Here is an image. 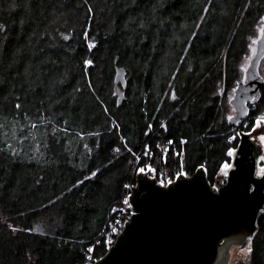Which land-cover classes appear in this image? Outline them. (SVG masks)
Wrapping results in <instances>:
<instances>
[{"label":"trees","instance_id":"trees-1","mask_svg":"<svg viewBox=\"0 0 264 264\" xmlns=\"http://www.w3.org/2000/svg\"><path fill=\"white\" fill-rule=\"evenodd\" d=\"M263 26L264 0H0V264L103 256L144 170L215 188L264 117V83L238 125L226 102Z\"/></svg>","mask_w":264,"mask_h":264},{"label":"water","instance_id":"water-1","mask_svg":"<svg viewBox=\"0 0 264 264\" xmlns=\"http://www.w3.org/2000/svg\"><path fill=\"white\" fill-rule=\"evenodd\" d=\"M264 26L256 52L230 102V123L249 115V102L264 83ZM118 103L126 98V71L118 67ZM241 131L232 163L212 185L203 169L158 183L153 171L139 172L130 201L135 212L109 252L96 264H247L250 239L264 210V153L252 133ZM223 176L226 180L223 183ZM173 181V182H172Z\"/></svg>","mask_w":264,"mask_h":264},{"label":"rangeland","instance_id":"rangeland-1","mask_svg":"<svg viewBox=\"0 0 264 264\" xmlns=\"http://www.w3.org/2000/svg\"><path fill=\"white\" fill-rule=\"evenodd\" d=\"M261 35H262V27L260 29L259 36L253 41L252 46H251L250 55L246 59V62H245V75H246V69L249 66L250 61H251V59L253 58V56H254V54L256 52L257 40L261 37ZM261 68H262L263 73H264V62L262 63ZM244 80H245V77H244ZM234 91H235V89L231 90L230 93H228V96H226L227 97L226 98V102L229 105V116H232V115L235 114V108L230 102L231 98L234 96ZM242 131H244V130H242ZM244 132H246V131H244ZM249 132L252 133L253 139H256V141L261 143L262 146L264 147V117H260V118L256 119L255 126ZM239 134L241 135V131H239ZM258 169H261V170L264 169V153L259 158V168ZM171 178H172L171 176H168L167 179H165V180H163L161 182L158 180V182L162 183V184H166V182L169 179H171ZM225 180H226V176H223L222 182L224 183ZM214 187L216 189L215 185H214ZM249 255H250V251H249Z\"/></svg>","mask_w":264,"mask_h":264},{"label":"built area","instance_id":"built-area-1","mask_svg":"<svg viewBox=\"0 0 264 264\" xmlns=\"http://www.w3.org/2000/svg\"><path fill=\"white\" fill-rule=\"evenodd\" d=\"M130 195L131 194H129L128 196L125 207L122 209V211L119 212L117 223L114 225V227H112L111 230H109L106 233L109 236V241H110L106 253L109 252L111 245L116 242L118 236L124 231L127 223L132 218V214L135 212L133 205L130 201ZM106 253L100 257H96L92 255L84 264H96L99 261V259L103 258L106 255Z\"/></svg>","mask_w":264,"mask_h":264}]
</instances>
